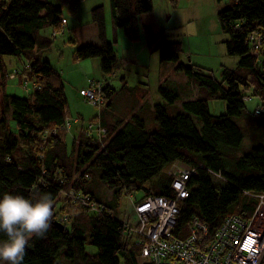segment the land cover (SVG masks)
<instances>
[{"label": "trees", "instance_id": "trees-1", "mask_svg": "<svg viewBox=\"0 0 264 264\" xmlns=\"http://www.w3.org/2000/svg\"><path fill=\"white\" fill-rule=\"evenodd\" d=\"M83 1L0 0V78L13 71L10 84H33L29 94L0 95V199L13 193L35 202L49 193L53 201L51 228L45 236L29 239L23 264H139L135 210L128 221L125 212L118 217L113 204L123 196L131 204L175 199L168 171L175 162L195 171L186 183L188 197L179 202L178 237L189 236L186 225L193 218L207 226L210 237L230 217L249 218L260 203L256 196L264 194V0H233L218 12L221 31L228 35L227 52L239 58L236 69L222 67L219 77L190 61L181 63V42L171 41L164 28L141 23L154 10L152 0H109L113 29H123L132 42L143 36L148 50L158 53L163 64H177L176 72L197 85L201 95L188 97L173 116L165 105H155L150 121L158 128L151 130L144 115L115 113L112 99L117 93L106 79V108L98 121L74 137L69 150L66 138L72 123L64 82L46 58L53 39L69 30L77 60L100 59L108 79L121 69L116 41L108 38L104 5L91 10L96 42L79 45L75 28H68L64 9L76 15ZM45 30L51 37L41 35ZM255 36L261 39L258 49ZM179 86L171 83L159 90L175 105ZM247 97L258 98L262 105L249 112ZM210 100L225 101L226 112L213 116ZM95 123L97 137L91 132ZM95 184L106 188L109 200L99 198ZM71 189L90 198L96 210L74 200L65 210L59 203Z\"/></svg>", "mask_w": 264, "mask_h": 264}, {"label": "rangeland", "instance_id": "rangeland-1", "mask_svg": "<svg viewBox=\"0 0 264 264\" xmlns=\"http://www.w3.org/2000/svg\"><path fill=\"white\" fill-rule=\"evenodd\" d=\"M155 1L156 13L154 12V14H157V20L154 24L159 28L166 29L167 33L171 35L169 38L171 41L181 42L183 49L179 57L181 63L186 65L191 61L195 66L211 70L217 77L221 73L220 71L218 72L220 67L229 69H236L238 67L233 58H236L238 61L239 58L228 54L226 47L228 35L221 31L217 18L218 12L227 8L233 0H221L220 2L217 0H196V5H194L195 0H170L168 2L170 6H168L165 0ZM102 3L103 0H84L80 4L76 15L70 14L68 9H64V16L69 21L70 27L72 28L74 25L80 27L76 36H74L79 45L97 41L90 27L92 22L91 10ZM192 9H196L202 16L201 21ZM185 13L188 14L183 17L181 14ZM108 14L109 16L107 15L106 17L108 38L113 43L114 40L116 41L114 43L115 51L121 63V69L110 76L109 79L101 72L100 59L77 60L74 57L75 44L71 43L69 39L71 34L68 35V32L53 39L51 51L46 55V58L58 70L64 82L65 94L68 101V118H70L73 126L72 131L68 132V137L66 138L69 150L72 147L74 135L79 133L82 127L89 128V124L94 121L96 122L100 112L106 108L107 98L105 96L102 97L104 102L99 108L82 97L81 90L90 88V82L103 83L106 79L110 81V84L117 93L112 99L116 113L126 115L130 112V114L144 115L151 130L158 128L156 122L150 121L152 120L155 105H165L169 115L173 116L176 114V107L182 108V103L187 101L188 97L189 99H193L201 95L197 85H191L184 74L176 72L175 68L177 64H163L159 59L158 53H152L148 50L144 44L143 36L138 42H132L127 38L123 29L114 30L110 12ZM146 16H149V14ZM146 19L149 21L148 17ZM141 23H143V20ZM200 24L204 27V30L196 28ZM49 34L50 32L46 30L41 32L43 36ZM205 50H208V52ZM11 59L6 58L5 60L9 62ZM17 66L19 67V64ZM9 68L12 71L10 65ZM14 75L12 71L10 76L0 78V95L4 91L20 95L29 94L32 91L33 84L27 83L23 87L24 80L19 81L18 86L15 85V82L10 84V81L14 80ZM123 77L126 78L125 83L121 81ZM171 83H175L178 86L182 85L181 87L179 86L180 98L175 105L171 104L159 90L160 87L170 86ZM124 86H127L128 92L123 90ZM245 102L250 112L255 110L258 102L261 105L260 100L255 97H250ZM226 107L225 101H209V110L213 116L223 115L226 112ZM76 120H79V123H76ZM11 125L14 129L15 124L11 122ZM91 132L94 137L99 136L97 123L91 129ZM95 185L100 195L99 198L104 201L109 200L110 195L106 188L100 184ZM68 192H72V189L68 190ZM68 192L62 195L61 202L59 201V204L62 203L64 209L67 211L71 208L69 204L73 202L72 194ZM75 198V200L80 201L77 197ZM84 201L92 203L88 197L84 198ZM75 204L80 206L81 203L77 202ZM81 205L84 207L85 203ZM113 209L117 210L118 217H124L125 212L127 215L126 220L132 221L134 207L131 204L130 198L123 196L118 203L113 204ZM69 211L74 212L77 210ZM90 249L89 251L94 252V249ZM138 261L139 264H143L144 262L140 256L138 257Z\"/></svg>", "mask_w": 264, "mask_h": 264}, {"label": "built area", "instance_id": "built-area-1", "mask_svg": "<svg viewBox=\"0 0 264 264\" xmlns=\"http://www.w3.org/2000/svg\"><path fill=\"white\" fill-rule=\"evenodd\" d=\"M65 22L63 23V25ZM65 31L63 28L59 33ZM256 49L259 48L260 36ZM103 84L90 82V88L83 95L91 104L100 107L104 100ZM101 93V95H100ZM90 128H92L90 126ZM173 177L172 190L175 199L165 197L148 198L133 203L138 219L137 240L140 257L150 264H264V194L257 195L260 203L254 213L246 219L230 217L210 237L207 226L197 218L186 225L187 237L180 238L174 229L180 214L179 202L188 197L186 183L195 171L175 162L169 167ZM75 202L85 203L84 208L96 210L95 204L84 201L74 191ZM249 194V193H248ZM250 195V194H249ZM77 197L78 200H75Z\"/></svg>", "mask_w": 264, "mask_h": 264}, {"label": "clouds", "instance_id": "clouds-1", "mask_svg": "<svg viewBox=\"0 0 264 264\" xmlns=\"http://www.w3.org/2000/svg\"><path fill=\"white\" fill-rule=\"evenodd\" d=\"M53 201L49 193L35 202L20 194L5 193L0 199V261L23 264L26 246L33 236L41 238L51 228Z\"/></svg>", "mask_w": 264, "mask_h": 264}, {"label": "crops", "instance_id": "crops-1", "mask_svg": "<svg viewBox=\"0 0 264 264\" xmlns=\"http://www.w3.org/2000/svg\"><path fill=\"white\" fill-rule=\"evenodd\" d=\"M153 1V4H154V10H153V12L151 13V14H149V16H146V15H144L142 18H141V20L143 19V21H145V22H148V23H151V24H154V22H156V20H157V18H156V15L154 14V12L156 13V1L155 0H152ZM166 2H167V4H168V6H170V4L168 3L170 0H165ZM99 5V4H98ZM101 5H104V7H105V13H106V17H107V15L109 16V12H110V15H111V9H110V6H109V0H103V3L101 4ZM194 5H196V0H195V2H194ZM189 8H191V7H189ZM195 8H196V6H195ZM193 10V9H192ZM193 12H195L194 14L197 16V18L201 21V19H202V16L198 13V11H196V9L195 10H193ZM177 13V12H176ZM186 14H188V13H185V14H181V15H183V17H185V15ZM146 17H148V19H149V21L146 19ZM111 19H112V16H111ZM200 21H199V23H200ZM67 23H68V28H69V21H67ZM155 25V24H154ZM112 26H113V24H112ZM156 26V25H155ZM201 26V27H200ZM200 26H198V27H196V28H198V29H200V30H204V27L200 24ZM74 28H75V30H76V34H77V32L79 31V29H80V27L78 26V25H74L73 26ZM90 27H91V29H92V31H93V34H94V36L96 37V29H95V27H94V25H93V23L91 22V24H90ZM94 27V28H93ZM159 28V27H158ZM66 30V29H65ZM49 32H50V30H48ZM66 32H68L67 34L69 35L70 34V31L68 30V31H66ZM43 37H51V32H50V34L49 35H44ZM91 40V39H90ZM145 41V40H144ZM144 44H145V46H146V43L144 42ZM206 52H208V50H205ZM234 59V61H235V63L236 64H238L239 63V61L236 59V58H233ZM191 62V61H190ZM201 66V65H200ZM221 72L222 71V67H220L219 68V70H218V72ZM250 97H247V99L246 100H248ZM260 103H261V101H260ZM262 105V104H261ZM261 105H259V102H258V104H257V106H256V108L255 109H258V107H260ZM249 111V110H248ZM250 112V111H249ZM115 113H116V111H115ZM117 114V113H116ZM98 121V120H97ZM76 123H79V121H77L76 120ZM97 124H99V123H97ZM67 125H69V123L67 124ZM94 127V126H93ZM72 128H73V126L70 128V130H72ZM82 129H86L85 127H82L81 129H80V131L82 130ZM91 129V128H90ZM80 133V132H79ZM77 135H78V133H76ZM74 135V137H76L77 135ZM100 196V195H99Z\"/></svg>", "mask_w": 264, "mask_h": 264}]
</instances>
